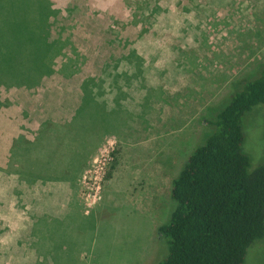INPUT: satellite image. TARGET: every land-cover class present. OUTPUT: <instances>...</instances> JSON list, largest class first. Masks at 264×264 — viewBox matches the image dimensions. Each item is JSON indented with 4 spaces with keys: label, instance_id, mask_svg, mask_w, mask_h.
Wrapping results in <instances>:
<instances>
[{
    "label": "rangeland",
    "instance_id": "374dc122",
    "mask_svg": "<svg viewBox=\"0 0 264 264\" xmlns=\"http://www.w3.org/2000/svg\"><path fill=\"white\" fill-rule=\"evenodd\" d=\"M23 1L31 10L38 1L47 5L52 75L79 76V111L89 118L79 124L78 143L94 132L97 146L71 183L24 177L15 185L0 175V264H159L166 245L157 228L171 214L172 180L204 139L219 103L264 67V0ZM26 19L36 30V15ZM4 63L0 46V70ZM3 84L1 104L14 105L17 87ZM55 85L72 91L77 84ZM242 126V151L253 170L264 165V105L247 113ZM61 209L69 221L48 231L66 241L70 257L39 241L47 257H31L27 242L17 240L34 228L25 225L53 211L60 216ZM245 264H264V239Z\"/></svg>",
    "mask_w": 264,
    "mask_h": 264
},
{
    "label": "trees",
    "instance_id": "16d2710c",
    "mask_svg": "<svg viewBox=\"0 0 264 264\" xmlns=\"http://www.w3.org/2000/svg\"><path fill=\"white\" fill-rule=\"evenodd\" d=\"M6 1L0 7L6 28L0 34V82L33 89L53 74L55 52L45 31L49 9L42 1L32 10L23 0ZM29 13L36 15V30L29 28ZM232 89L171 182V214L157 228L166 245L159 264H245L252 246L264 239V165L251 170L242 151L243 118L264 105V67L257 79Z\"/></svg>",
    "mask_w": 264,
    "mask_h": 264
},
{
    "label": "crops",
    "instance_id": "0c3cea01",
    "mask_svg": "<svg viewBox=\"0 0 264 264\" xmlns=\"http://www.w3.org/2000/svg\"><path fill=\"white\" fill-rule=\"evenodd\" d=\"M80 82L79 76L75 75H51L43 78L35 90L17 88L14 105L6 106L0 101V175L14 178L15 185L20 184L24 177L37 181L36 183L51 184H55L53 182L57 181L56 178L67 179L69 183L77 179L85 163L89 162V155L97 146L94 132L91 135L89 133L88 139L81 140V144L78 143L79 124L87 122L89 118L87 114L79 111L82 97L77 88L80 87ZM58 83L65 86H71V83L77 85L73 86L72 91L57 90L55 84ZM88 127L91 131L96 130V127L89 124ZM65 189L69 191L70 187ZM62 194L68 197L64 195V190ZM69 209L73 211L72 203L69 204ZM53 212L55 213L52 217L46 220L32 218V224L27 223L25 226L34 228L29 229L24 237L17 239L20 245L22 239L27 242L26 247L30 250L31 257H47L46 253L49 252L45 249H40L42 252H39L36 241L54 244V247L59 245L61 257H70L66 241H54L58 237L51 238V232L48 231L49 227L66 225L69 220L64 209L60 210V216L56 215V211ZM39 226L45 227L46 230L38 232ZM35 230L39 235H45L37 237ZM79 242L81 243V240ZM27 249L22 248V253L27 255ZM11 252L13 256L19 253L16 248H11Z\"/></svg>",
    "mask_w": 264,
    "mask_h": 264
}]
</instances>
